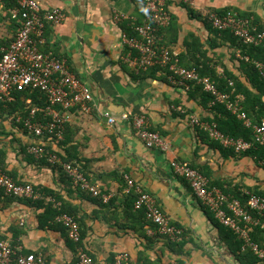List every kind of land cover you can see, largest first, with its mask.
Returning a JSON list of instances; mask_svg holds the SVG:
<instances>
[{"label": "crops", "instance_id": "obj_1", "mask_svg": "<svg viewBox=\"0 0 264 264\" xmlns=\"http://www.w3.org/2000/svg\"><path fill=\"white\" fill-rule=\"evenodd\" d=\"M163 2L174 19L173 26L162 35L171 51L178 56L186 53L185 43H191L190 35L194 34L199 49L215 62L218 74L225 67L245 81L239 62L232 59L235 53L229 56L227 43L219 40L212 47L214 42L205 23L190 18L183 5H189L201 17L209 11L231 8L251 17L264 29V0ZM39 3L44 10L59 7L65 13L60 23L45 26L44 50L67 61L74 74L90 88L96 103L92 113L82 116L73 113L65 123L64 138L68 140L65 148L69 149L72 160L82 162L91 183L118 194L113 202L115 213L112 208L108 212L101 210L84 193L70 187L62 172L24 151L23 147L34 138L13 128L6 118H0L1 168L16 181L39 187L42 194L37 191L40 193L37 199L44 197L41 190L48 189L79 209L85 230L83 247L96 264H113L114 256L121 252H128L130 264H177L179 260L181 264H243L229 250L226 226L209 212L189 183L173 172L171 162H186L206 173L208 180L224 182L228 184L226 187L235 186L245 192L264 191V169L249 156L229 155L218 149L191 126L192 116L205 118L211 114L208 103L202 105L201 91L165 78L159 69L140 71L136 66L133 56L136 54L137 58V53L123 41V36H129L125 27L145 21L139 2L39 0ZM5 5L0 0L1 47L14 38L18 29V23L9 16L10 8ZM132 36L136 34L129 37ZM104 111L116 119L114 124L106 122ZM140 114L147 119L149 129L159 132L165 141L164 149L147 147L139 139L132 118ZM122 115L128 118L122 119ZM51 146L59 150L54 143ZM124 174L155 198L172 225L183 229L181 252H172L162 237H154L150 225L137 226L125 214L123 196L119 195ZM45 197L51 200L52 196ZM60 203L58 200L57 206ZM42 211L23 199L0 193L1 237L24 253H41L45 264H75V242L60 226L51 223L41 226ZM254 263L264 264V261Z\"/></svg>", "mask_w": 264, "mask_h": 264}, {"label": "built area", "instance_id": "obj_2", "mask_svg": "<svg viewBox=\"0 0 264 264\" xmlns=\"http://www.w3.org/2000/svg\"><path fill=\"white\" fill-rule=\"evenodd\" d=\"M146 13L142 25L134 27L136 36H123V41L137 53L133 58L134 63L140 69H147L154 63L167 67L173 74L180 77V83L185 80H195L202 84L203 90L214 97V101L223 103L242 122L245 127H252L251 140L233 138L224 135L214 122L201 120L197 116L190 118L191 126H199L208 133V136L218 140L224 147H231L236 152H242L256 145H264V118L253 124L247 114L242 110V97L221 93L214 80L207 76H199L193 70L185 69L178 65L177 54L163 42L160 29L170 22V15L165 8L163 0H139ZM17 8L10 9L12 18L18 20V29L13 40L7 46H2L0 51V101L12 100L13 93L25 88L39 89L46 93L49 104L44 107L43 116L45 122L35 118L39 109L32 108L24 119L23 125L35 136L53 134L61 138L64 125L70 120L71 110L89 114L91 102L96 105L90 88L83 83L70 69L67 61L53 52L42 50L44 44V29L47 24L55 25L65 19V13L61 8L42 9L39 0H16ZM205 17L217 29H230L235 36L246 44L258 45L264 41V30H259L253 24L251 17L240 16L236 11L229 10L224 14L213 11L205 13ZM131 55V54H130ZM175 82V78L170 76ZM102 115L108 124H114L116 119L104 111ZM127 119L126 115L121 116ZM133 128L147 147L165 148V141L157 131L149 129L148 121L144 115H136L132 118ZM28 152L35 157H42L47 152L43 146L31 144ZM49 154V153H48ZM50 162H57L70 177L72 184L82 190L90 192L93 196L100 197L103 202L110 198L109 194L100 193L89 182L79 166L62 161L56 154H49ZM173 172L184 178L190 185L194 194L200 199L223 225L231 229L242 238L244 245L249 246L253 253L264 261V248L251 242L250 232L252 227L260 225L264 229V221L258 216H253L250 211H256L258 215L264 212V197L248 193L246 204H242L237 198L225 194L216 187H209L208 178L198 169L191 167L186 162L172 160ZM126 185L124 193L130 191L137 193L134 208H144L148 221L157 226L159 233L166 235L171 240H180L183 229L172 225L168 217L158 206L155 198L128 176L125 177ZM0 191L4 194L20 198L36 199L40 194L31 184H19L13 178L0 169ZM56 222L65 228L68 237L74 242L80 239L79 225L70 215L61 213L56 216ZM0 264H45L41 253L22 252L19 246L11 244L0 235ZM76 264H96L93 257L82 247L77 249ZM115 264H128L127 253H119L115 256Z\"/></svg>", "mask_w": 264, "mask_h": 264}, {"label": "trees", "instance_id": "obj_3", "mask_svg": "<svg viewBox=\"0 0 264 264\" xmlns=\"http://www.w3.org/2000/svg\"><path fill=\"white\" fill-rule=\"evenodd\" d=\"M4 1L6 4L5 6L7 8L13 9V8L18 7L16 0H4ZM137 1L139 2L144 12V18H145L146 13L143 9V6L141 5L139 0ZM183 6L187 10L190 18L202 19V21L205 23L207 29L210 32V36H212V40L214 42L213 44H211L212 47H214V45H218L219 40H221L222 44L226 45L227 43L229 51L231 50L229 52V56H233V54L235 53L232 59L233 60L235 59L236 61L239 62V69L241 70V74L244 77L245 81H243L239 76L234 75L230 70L226 69L225 67L223 68V72L218 74L214 67L215 62L212 61V59L209 56H206V53H204L203 49L202 51L199 49V44H198L199 40L194 34L190 35L192 38L190 41L191 43L189 44L187 42L185 43L186 53H182L180 56L177 55L178 65L185 69L195 71L196 73L199 74V76H207L210 79L214 80L216 83L217 89L221 93L230 95L231 98H234L236 94H241L243 96V100L241 101L242 110L247 114V116L250 118L253 124L259 123L264 118V41L258 45L246 44L239 37L235 36L234 33L230 29H217L212 26L211 22L205 16L202 15L201 17L199 14L195 13V11L189 5L184 4ZM229 10L235 11L234 9L228 8V9L221 10L218 12L216 11V13L224 14L225 12ZM236 12L240 16L249 17L247 15H243L239 13L238 11ZM8 13H9V16L12 18L10 11H8ZM12 19H14L18 23L17 19L15 18H12ZM143 23H144V20H142V22H139V23H131L130 26L124 28V31H126L129 36L134 35L136 34L134 30V26L142 25ZM173 23H174V19L170 18L169 24L166 27L161 28L159 33L162 35L165 34L166 29H168V27H172ZM253 24L256 25L259 30H264L263 27H259L254 21H253ZM18 26L19 24H17V27ZM12 40H10L8 43H10ZM7 45L8 44H5L3 46H7ZM43 47H44V44L41 46L42 50H44ZM195 53H199V56H195L196 55ZM236 53H238V56H236ZM1 55H2V52L0 51V56ZM133 58H136V54H134ZM153 68L163 71L164 77L167 79L170 76L174 77L175 82L181 84V86L183 87H191L193 91H196V90L201 91V99L203 103L202 105L206 106V104L208 103L209 110L211 112V114L206 116L205 118H200L201 120L207 121V122H214L217 125L218 130L222 132L224 135H227L233 138H244L245 140L252 139V135H253L252 127H245L242 124V122L236 117V115L233 114L231 111H229L223 103L214 101V97L210 93H207L203 90L202 84L197 83V81L195 80H185L183 81V84H182L178 82L181 80L180 77L173 74V72H171L167 67L159 63H154L153 65L148 67L146 70H143V69H139V70L148 71L149 69H153ZM49 103L50 102L47 98L46 93L40 91L39 89L25 88L24 90L14 92L12 100L0 101V118L8 119L11 122L13 128H18L23 133L30 135L31 137L34 138L33 142L31 141L30 143H27L23 147L24 151L28 152V146L31 144L43 146L47 154H45L42 157H35L33 154L29 152L28 153L35 159H38L39 162L47 164L51 168L62 172L63 177L65 179L64 181L70 187H73L76 191L84 193V195L88 199L97 203L101 210H106V212H108L112 208V211L115 213L116 208L113 207V202L115 200V197L118 196V194L116 192L113 193L110 190L101 188L91 183L86 173L83 171L82 162L78 159L72 160L70 158L69 149L65 148L68 140L64 138L65 137L64 129L62 131L61 138H57L53 134H51L50 136L48 134L44 136H35L33 133H30L23 125L24 119L29 115L30 110L34 107L39 109L35 118L40 119L42 122H45L47 118L43 116V110H44V107L48 105ZM90 104L92 108L90 113H92V111L96 109V105H93L92 102ZM71 112L72 114L76 113L77 115H80V116L85 115V113L78 111L77 108L72 109ZM192 127L196 131L202 132V134L205 135L208 138V140L212 141L218 149L225 151V152L227 151V154L229 155L237 154V155L249 156L256 163L257 166L264 169V145H256L255 147H252L245 151L236 152L233 148L224 147L223 145L220 144L218 140H214L210 138L208 136V133L202 128H200L199 126L194 125ZM150 130L152 129L150 128ZM52 143L57 145L59 147V150L54 149L51 146ZM48 153L56 154L62 161L69 162L73 165L79 166V168L81 169L83 174L86 176V178L89 180V182L93 184L99 190L100 193L110 195V198L108 199V201L103 202L100 197L93 196L90 192L82 190L77 186H74L72 184L70 177L65 173L61 165L58 164L57 162L53 163L48 160V157H49ZM190 166L193 168H196L193 165H190ZM0 169L4 171L5 173H7L8 175H10V173L4 170L3 168H1V166H0ZM198 170L203 175L206 176V173H204L200 169ZM10 176L12 177V175ZM182 179L185 180L184 178ZM13 180L14 182L19 183V184H30L27 182L16 181L14 178ZM125 185H126V180L124 178V185L119 191L120 193L119 195L123 196V200H124L123 207H124L125 214H128L131 221L136 223L137 226L141 225V227H144V225H147V226L150 225V227H152V229L155 232L154 237L156 236L162 237L165 240L166 245L172 252H178V253L181 252L184 246L185 232L183 231V235L181 236L180 240H171L166 235L159 233L157 230V226L146 219L145 209L144 208H134V202L137 198V193L135 191H130L129 194H125L124 193ZM32 186L36 191L40 192L39 187H36L34 185ZM226 186H228V184L226 185L224 184V182L211 181L209 179V187H217L221 191H223L225 194H229L235 198H238L242 204H246V201L248 198L247 192L242 191L235 186L234 187H226ZM41 191H43L44 197L41 199L36 198L37 200L31 199V198H20V197L9 196V195L4 194L3 191H0V193L3 196H8V197L15 198V199H23L28 204H33L36 207H40V209L42 208L43 211L39 215V223L41 226H45L51 223L56 226H60L66 232V228L61 223L56 222L55 219H56V216L61 213L70 215L72 218H74L77 221L79 225L80 239L78 242H75L77 249L79 247H82L84 249L82 239L85 236V230H84V224L82 222V218L78 216L79 209H77L76 206H72L69 202H64V200L61 199L52 190L45 189ZM248 192L264 197V191L259 190V189H255V191L249 190ZM46 195L52 196L51 200L49 199L46 200V197H45ZM58 200L61 201L60 206H57L56 204ZM209 212L212 213L210 210ZM250 212L254 217L258 216L261 221H264V212L262 215H258L256 211H250ZM226 230L228 231L226 233L227 240H228L227 245L229 247V250H231L232 254L235 255V257L237 258V260L243 261V264H244V261L248 262L247 264H255L254 262L256 261H262L253 253V251L251 250L249 246L243 247L244 242L241 237L236 235L232 230H230L227 227H226ZM250 239H251V242H254L258 244L259 247L264 248V229L261 228L260 225L252 227V231L250 232ZM84 250L88 254H90L86 249ZM121 253H124V252H121ZM125 253H127L128 255V264H130V256L128 252H125ZM115 256L113 258V264H115ZM181 263L182 262L180 260L177 261V264H181Z\"/></svg>", "mask_w": 264, "mask_h": 264}]
</instances>
